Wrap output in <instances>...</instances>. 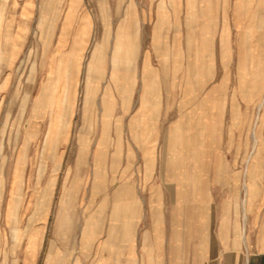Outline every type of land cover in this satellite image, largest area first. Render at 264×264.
<instances>
[{
	"label": "rangeland",
	"instance_id": "obj_1",
	"mask_svg": "<svg viewBox=\"0 0 264 264\" xmlns=\"http://www.w3.org/2000/svg\"><path fill=\"white\" fill-rule=\"evenodd\" d=\"M225 209L245 263L264 251V0L0 8V264H94L124 229L139 261L192 264Z\"/></svg>",
	"mask_w": 264,
	"mask_h": 264
},
{
	"label": "crops",
	"instance_id": "obj_2",
	"mask_svg": "<svg viewBox=\"0 0 264 264\" xmlns=\"http://www.w3.org/2000/svg\"><path fill=\"white\" fill-rule=\"evenodd\" d=\"M22 0H0V8H6L16 6L21 2ZM239 8H241L240 5H238ZM1 16H4V11L1 13ZM3 22V20L1 21ZM228 201H225L223 206L226 208ZM222 217V218H221ZM235 227H232L230 225V219L229 215L226 212V209L224 210V213L221 212L220 214V223L218 226V238L219 242H217L216 236L215 241L216 246H213V240L212 235L209 230L207 232L205 231V234L203 236L199 235L196 236L193 240V246H194V260L192 261V264H244L243 261V251L242 246L246 247L245 244H243V239L240 236L239 245L236 246V240H237V230L233 229ZM201 231V229H200ZM203 231V232H204ZM111 233V232H110ZM113 233V230H112ZM110 237L112 234L109 235ZM132 236H133V230H132ZM247 238V237H246ZM131 233L130 230L124 229V240L122 248H124V255H117L116 251H113V254L111 256H103L99 257L97 261L93 262L94 264H164V260L160 259L158 256H150L148 259H143L141 261L138 260L137 256H135V241L131 239ZM127 241V242H126ZM258 241V239H257ZM258 244L263 247L264 245L258 241ZM121 247V246H120ZM213 247V248H212ZM218 247V252H217ZM240 247V248H239ZM212 248V249H211ZM220 249V250H219ZM234 249V250H233ZM197 250V251H196ZM227 257V259H226ZM51 259V257H50ZM52 260V259H51ZM50 260V261H51ZM182 260V261H181ZM264 264V251H255L249 255H246V264ZM177 264H186L185 258L178 259Z\"/></svg>",
	"mask_w": 264,
	"mask_h": 264
},
{
	"label": "bare ground",
	"instance_id": "obj_3",
	"mask_svg": "<svg viewBox=\"0 0 264 264\" xmlns=\"http://www.w3.org/2000/svg\"><path fill=\"white\" fill-rule=\"evenodd\" d=\"M189 1V3L192 1L193 2V0H188ZM190 5V4H189ZM132 37V36H131ZM131 40V39H130ZM120 46V45H119ZM117 47V46H116ZM118 50H119V47L117 48V50H116V52L117 53H115V56L116 57H122L119 53H118ZM199 57V56H198ZM98 60V62H99V58L97 59ZM201 60V59H200ZM198 66V65H197ZM200 66V65H199ZM199 73V72H198ZM200 74V73H199ZM256 136V135H255ZM254 136V137H255ZM180 137L178 136V134L176 133V132H172V133H170V135H169V137H168V142L170 143V145H172L174 148H175V146H176V141L178 142ZM256 139V142L258 141L257 140V136L255 137ZM258 151H260V149L258 150ZM260 156H261V153L260 152H258L255 156H254V162H253V165H252V167H251V170H250V179H251V181L253 182V183H255L254 182V180H255V178L257 177V173H261V158H260ZM179 159V158H178ZM257 186L255 185V184H247V185H245V191H246V193H247V195H246V199L243 201V212H244V222L246 221V217H247V209H246V205L248 204V198H252L254 195H255V193H256V191H257V188H256ZM95 223H93L92 224V226L94 225ZM91 226V227H92ZM90 227V228H91ZM95 228H93L92 227V229L90 230L89 229V226H88V228L84 231V239H85V241H87V240H89V238L91 237V235L92 234H94V230ZM113 230V229H112ZM242 239H244L245 241V243H246V247H247V241H246V237H245V235L244 236H242L241 237ZM235 244H237V246H238V241H236V243ZM244 264H246V262L244 263ZM248 264V263H247Z\"/></svg>",
	"mask_w": 264,
	"mask_h": 264
}]
</instances>
